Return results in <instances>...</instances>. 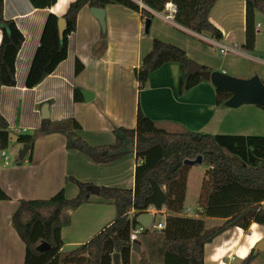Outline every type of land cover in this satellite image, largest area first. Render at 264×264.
Here are the masks:
<instances>
[{"label": "crops", "instance_id": "1", "mask_svg": "<svg viewBox=\"0 0 264 264\" xmlns=\"http://www.w3.org/2000/svg\"><path fill=\"white\" fill-rule=\"evenodd\" d=\"M70 1L54 0L50 6L35 7L30 0H2L4 18L15 22L24 39L14 60L15 84L0 85V115L8 124L9 133L17 136L16 141L9 137L6 146L0 149V192L7 197L0 199V264H24L25 261V245L11 223L19 200L47 199L60 190L64 197L73 198L78 187L71 178L98 188H134L138 159L133 150L109 162L98 163L80 150L67 148L65 135L54 132L36 137L30 146L31 155L29 147L20 158L24 142L18 140V134L31 133L40 125L43 105L47 107L44 118H74L80 126L77 134L94 146L113 144V130L117 127L134 128L138 108L159 128L170 132L264 136V109L259 105L227 107L218 104L216 88L207 78L180 91L182 67L177 60L166 61L152 70L144 84L134 74V69L140 67L143 57L152 49L153 39H158L181 48L187 58L209 68L208 71H222L240 78L257 74L264 82V33L254 36L251 48L245 46L244 0H216L211 7L208 19L222 32L220 39H215L208 31L197 33L187 28L196 0H191L189 11H181V0H147V4L138 1L151 13L147 32L144 31L146 16L120 4L104 7L105 29L102 30L90 7L84 5L76 14L75 30L68 35L66 57L38 84L27 87L26 78L32 71L47 18L49 14L62 17ZM169 2L178 6L170 21L163 17L165 3ZM219 2L224 7V17L220 20L214 17L215 5ZM236 8L239 11H235ZM257 15L256 11L254 29L259 27L255 20ZM231 32L235 34L228 36L232 44L228 47L223 36ZM214 46L226 49L223 53L219 51L217 60ZM246 59L262 65L253 67ZM76 64L81 65L77 73ZM82 90L92 93V97L85 99ZM204 165L196 195L195 191L191 194L187 191L195 164L186 169L181 214L202 217L205 227L211 228L221 225L226 218L201 216L198 200L209 168ZM188 198L195 199L197 206L191 208ZM259 204L264 206V200ZM143 212L152 214L150 224H164V209L150 207ZM133 213L130 211V216ZM114 217V205L95 194L76 208L66 209L60 229V251L69 252L86 242ZM137 224L140 223L136 221ZM261 239H264L263 224L252 222L247 230L230 226L204 244L203 264H237ZM161 240L160 229L152 228L139 234L137 242L134 241L139 250H130L129 264L135 256L139 264L141 253L148 261L160 263ZM247 264H264V251L256 252Z\"/></svg>", "mask_w": 264, "mask_h": 264}, {"label": "trees", "instance_id": "2", "mask_svg": "<svg viewBox=\"0 0 264 264\" xmlns=\"http://www.w3.org/2000/svg\"><path fill=\"white\" fill-rule=\"evenodd\" d=\"M35 7L50 6L54 0H30ZM138 1L147 0H71L62 17L49 14L40 44L33 58L32 71L26 78V86L34 87L49 74L67 55L68 35L75 30L76 14L84 5L102 7L120 4L150 18L151 13ZM216 0H196L187 28L200 33L208 31L215 39L222 32L208 19V13ZM247 48L254 41V15H264V0H244ZM64 21L63 33L58 32V21ZM0 85L15 84L14 60L23 42V35L12 19L4 18L0 0ZM102 36H105L103 34ZM181 48L153 39L152 49L146 54L134 74L141 84L149 73L169 60L181 63L180 91L190 89L203 77L199 73L186 72ZM81 65L76 64L75 73ZM204 70H210L203 66ZM218 104L230 96L227 90L216 89ZM264 109V105H259ZM80 128L72 118L50 120L43 118L31 133L18 134L20 142L33 145L36 137L59 132L66 137V147L87 154L98 163L109 162L129 152L125 144L132 140L133 152L138 162L134 169V188L100 186L98 196L115 207V217L86 242L69 252H61L60 229L64 224V211L87 202L92 184L71 178L78 187L73 198H66L62 190L47 199H21L11 215V223L25 245L24 264H112V254H119L120 264H129L132 242L130 229L136 224V216L152 207L164 209V226L159 254L160 263L150 262L141 253L139 264H203L204 244L230 226L247 230L252 222L264 225V136L237 134H210L197 131L170 132L159 128L138 108L134 128L117 127L113 130L115 142L108 145H90L77 134ZM8 124L0 115V149L9 138ZM31 155V147L29 149ZM201 156L209 166L202 181L199 206L201 216L226 218L221 225L206 228L202 217L181 214L185 195V159ZM236 157L235 158H233ZM7 198L0 192V199ZM134 211L130 216V211ZM42 242L46 250H39ZM137 242V240H136ZM255 254L237 264H247Z\"/></svg>", "mask_w": 264, "mask_h": 264}, {"label": "water", "instance_id": "3", "mask_svg": "<svg viewBox=\"0 0 264 264\" xmlns=\"http://www.w3.org/2000/svg\"><path fill=\"white\" fill-rule=\"evenodd\" d=\"M91 14L97 19L102 30L105 29V19H104V8L102 7H90ZM150 24V18L146 17L144 20V31L147 32ZM64 29V21L62 18L58 21V32L61 35ZM186 64V72L197 74L199 73L203 78L209 79L216 89L227 90L231 94L224 100L223 104L227 107H238L242 104H255L264 105V82L260 79L257 74H254L248 78L236 77L222 71H208L204 70L202 65L191 58L184 59ZM85 99L92 97V93L82 90ZM42 117L47 115L46 105L42 106ZM11 141H16L17 136L14 133H9ZM30 145L28 143H23L22 148L19 153V157L22 158L26 151L29 149ZM125 148L128 151L134 149V144L132 140H129L125 144ZM202 162V158L198 155L194 159H185L184 163L187 165L199 164ZM90 193L98 195L99 188L97 186L90 187ZM136 221L143 226L148 227L152 221V214L148 212L139 213L136 216ZM48 244L42 242L38 245L39 250H46ZM131 250L138 251L139 246L136 242L131 244ZM253 251L256 253L258 251H264V239L259 240L253 247ZM112 264H119V254L114 252L112 254Z\"/></svg>", "mask_w": 264, "mask_h": 264}, {"label": "rangeland", "instance_id": "4", "mask_svg": "<svg viewBox=\"0 0 264 264\" xmlns=\"http://www.w3.org/2000/svg\"><path fill=\"white\" fill-rule=\"evenodd\" d=\"M221 2H219L217 5H215V7L216 6L217 7L214 10V17L216 16L219 20L224 17V15L222 14V11H224V7L223 6H220L221 5ZM181 3H182V9H181V11H189L190 10V6L192 5L191 0H181ZM235 11H239V9L236 8ZM257 14L258 15L256 16L255 20L259 22L258 23L259 24V27L255 28L257 31H255V35L254 36L260 35V34H263L264 33V15L261 14L260 12H258V11H257ZM158 21H160V20L158 19ZM174 21H176V18H175ZM154 22L156 24V27H158L157 26V23H158L157 20H155ZM167 25H170V24H167ZM234 34H235L234 32H231V33H228V35H224L223 36V39L225 40L224 43L228 47L230 45H232L231 44L230 37H228V36L234 35ZM258 43L260 44L261 41L259 40ZM214 49H215V53H214L215 58L214 59L217 60L216 57L220 55L219 54V49H218V47H215V46H214ZM259 51H261V50H259ZM246 60L253 67H255L256 65H258V66L262 65V64L258 63L257 61H252V60H249V59H246ZM247 62H246V64H247ZM204 166H205L204 163H202V164H195V166H194V168L192 170V173L190 175V179H189V187H188V190H187L188 191V194H191V193H193V191H195V195H196L197 188L199 187L198 180H199V178H200V176L202 174V171L205 168ZM194 178H195V181H194ZM187 204H190V205L192 204L191 205L192 206L191 208H193V206L194 207L197 206V205H195V199L192 201V198L191 199L188 198ZM157 217L158 216H156V220L158 219ZM136 258H138V256H135V258H133L132 264H138V260Z\"/></svg>", "mask_w": 264, "mask_h": 264}, {"label": "built area", "instance_id": "5", "mask_svg": "<svg viewBox=\"0 0 264 264\" xmlns=\"http://www.w3.org/2000/svg\"><path fill=\"white\" fill-rule=\"evenodd\" d=\"M164 19L165 20H172L176 14V12L178 11V6L172 2H169V3H165V7H164ZM259 24H257L258 26ZM219 51L221 53L225 52L226 49L224 48V46L220 47ZM164 226V224L162 223H157L156 225H152L150 224L148 227L146 226H143L142 224H137L135 226H133L131 229H130V232H129V239L131 242H134L138 239V236L139 234L145 232V231H148L150 229H161L162 227Z\"/></svg>", "mask_w": 264, "mask_h": 264}]
</instances>
